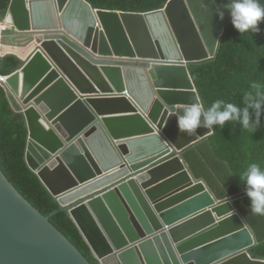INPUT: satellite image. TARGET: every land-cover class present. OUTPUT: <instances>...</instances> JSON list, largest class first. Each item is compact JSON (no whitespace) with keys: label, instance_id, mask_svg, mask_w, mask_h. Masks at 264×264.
I'll return each instance as SVG.
<instances>
[{"label":"water","instance_id":"95a60500","mask_svg":"<svg viewBox=\"0 0 264 264\" xmlns=\"http://www.w3.org/2000/svg\"><path fill=\"white\" fill-rule=\"evenodd\" d=\"M8 20L3 45L23 67L5 89L28 124V164L98 264H264L234 203L247 192L217 200L183 157L213 132L189 67L218 55L222 5L169 0L143 14L12 0ZM193 104L201 126L190 134L178 120ZM57 214L38 210L0 164V264H91Z\"/></svg>","mask_w":264,"mask_h":264},{"label":"trees","instance_id":"16d2710c","mask_svg":"<svg viewBox=\"0 0 264 264\" xmlns=\"http://www.w3.org/2000/svg\"><path fill=\"white\" fill-rule=\"evenodd\" d=\"M94 8L105 11L149 13L163 9L169 0H86ZM229 14L220 50L215 60L190 66L204 111L217 100L247 107L244 94L251 92L253 101L259 91L264 93V21L260 32L242 35L231 23L228 5L232 0H215ZM264 3V0H261ZM12 0H0V21L4 20ZM23 67L16 56L0 58V76L11 77ZM253 124L256 109L249 108ZM188 147L183 157L196 180H202L217 200L247 192L241 173L250 163L264 167V102H261L259 124L255 132L242 128L239 121L226 122L221 128ZM30 132L24 115L16 108L8 92L0 87V164L3 171L20 191L91 263L98 264L87 242L68 213L60 210L58 200L45 187L27 161ZM240 215L254 233L258 245L250 250L253 259L264 261V215L251 212V201L244 196L235 202Z\"/></svg>","mask_w":264,"mask_h":264},{"label":"clouds","instance_id":"9594fccd","mask_svg":"<svg viewBox=\"0 0 264 264\" xmlns=\"http://www.w3.org/2000/svg\"><path fill=\"white\" fill-rule=\"evenodd\" d=\"M228 10L231 23L239 33L244 35L250 32H260L259 24L264 21V3H261V0H232L228 5ZM221 19H223L222 14ZM252 87L258 89L255 102H251L253 101L251 92L244 94L247 107L243 109L234 103L217 100L203 113L206 121L203 126L212 128L213 125H219L222 128L226 122L239 121L243 129L250 133L255 132L256 125L259 124L264 93L259 91V85L253 84ZM249 108L256 109L255 124L252 122ZM201 115L200 104H193L185 108L184 115L180 116L178 120L180 130L187 131L190 134L195 132L197 127L201 126ZM241 179L247 185V196L251 201V212L256 215H264V167L260 163H250L246 170L241 173Z\"/></svg>","mask_w":264,"mask_h":264},{"label":"built area","instance_id":"2783aa9c","mask_svg":"<svg viewBox=\"0 0 264 264\" xmlns=\"http://www.w3.org/2000/svg\"><path fill=\"white\" fill-rule=\"evenodd\" d=\"M8 14H9V12H8ZM10 31H11V23L9 22L8 15H7V17L4 20L0 21V49L6 48L3 45V42L5 40L6 34ZM0 52H1V50H0ZM9 79H10V77L0 76V87L5 89V86L7 85Z\"/></svg>","mask_w":264,"mask_h":264},{"label":"crops","instance_id":"0c3cea01","mask_svg":"<svg viewBox=\"0 0 264 264\" xmlns=\"http://www.w3.org/2000/svg\"><path fill=\"white\" fill-rule=\"evenodd\" d=\"M4 50L6 51L4 53L5 56H10V55H14V48L13 45L11 44L10 46H7L6 48H4ZM18 58L20 57L19 55L17 56ZM20 59V58H19ZM21 60V59H20Z\"/></svg>","mask_w":264,"mask_h":264},{"label":"rangeland","instance_id":"374dc122","mask_svg":"<svg viewBox=\"0 0 264 264\" xmlns=\"http://www.w3.org/2000/svg\"><path fill=\"white\" fill-rule=\"evenodd\" d=\"M0 50H1V54L4 55V53L6 52V51L4 50V48H1Z\"/></svg>","mask_w":264,"mask_h":264},{"label":"bare ground","instance_id":"6f19581e","mask_svg":"<svg viewBox=\"0 0 264 264\" xmlns=\"http://www.w3.org/2000/svg\"><path fill=\"white\" fill-rule=\"evenodd\" d=\"M173 52H174L175 55L177 54L174 50H173ZM14 54H15V55H19V53H18V52H15V51H14ZM19 56H20V55H19Z\"/></svg>","mask_w":264,"mask_h":264}]
</instances>
